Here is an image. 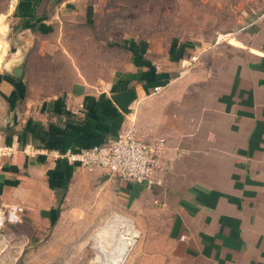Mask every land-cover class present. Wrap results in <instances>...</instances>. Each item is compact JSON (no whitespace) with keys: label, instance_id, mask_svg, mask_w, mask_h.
I'll return each mask as SVG.
<instances>
[{"label":"crops","instance_id":"crops-1","mask_svg":"<svg viewBox=\"0 0 264 264\" xmlns=\"http://www.w3.org/2000/svg\"><path fill=\"white\" fill-rule=\"evenodd\" d=\"M86 1L18 0L3 9L14 52L0 80V142L18 150L0 162V205L25 209L24 226L7 225L5 233L29 225L25 240L44 237L65 207L93 204L151 223L130 264H264V0L245 2L232 42L172 38L155 56L156 43L146 39L147 56L134 55L111 81L82 77L65 95L33 103L23 79L27 49L16 37L47 35ZM42 39L40 54L51 47ZM191 55L197 60L182 71L180 59ZM128 88L136 99L125 114L111 95ZM127 122L144 142L165 140L160 184L147 188L58 158L106 143ZM28 145L36 152H24Z\"/></svg>","mask_w":264,"mask_h":264},{"label":"rangeland","instance_id":"rangeland-1","mask_svg":"<svg viewBox=\"0 0 264 264\" xmlns=\"http://www.w3.org/2000/svg\"><path fill=\"white\" fill-rule=\"evenodd\" d=\"M100 1L101 4L99 0H87L85 7L80 5L73 12L60 15L47 35L16 37L27 49L23 79L29 89L26 96L33 103L65 95L70 85L82 77L92 85L111 81L134 55L144 57L148 49L146 39L156 43L155 56L171 48L167 42L172 38L232 42L235 31L245 22L242 6L250 0ZM8 2L0 0V14L5 12ZM5 20L0 25V80L9 75L8 63L14 52ZM184 24L187 29H181ZM42 38L51 40V47L40 54ZM1 105L9 102L5 100ZM127 221L132 222L137 233L124 262L130 264L134 246L146 238L151 223L147 217L136 221L124 211H100L93 204L65 207L44 237L25 240L21 235L24 231L31 233L29 225L11 237L4 233L6 242L0 241V264H102L98 252L104 249L111 253L126 235ZM23 223L24 218L19 224L24 226Z\"/></svg>","mask_w":264,"mask_h":264},{"label":"built area","instance_id":"built-area-1","mask_svg":"<svg viewBox=\"0 0 264 264\" xmlns=\"http://www.w3.org/2000/svg\"><path fill=\"white\" fill-rule=\"evenodd\" d=\"M17 2L18 0H9L7 11H12ZM4 15L0 14V25ZM196 60V55L180 59L179 65L182 71L190 70ZM164 145L163 138L149 143L139 139L134 124L127 122L117 135L106 143L78 151H64L58 158L76 163L88 172L107 171L121 179L143 183L145 187L151 188L161 183V179L156 178L155 173L160 169V155ZM17 150V146L0 142V162L5 157H11ZM23 151L36 152L31 145L25 146ZM24 210V207L17 202L0 205V241L6 242L3 238L6 226L20 223Z\"/></svg>","mask_w":264,"mask_h":264},{"label":"bare ground","instance_id":"bare-ground-1","mask_svg":"<svg viewBox=\"0 0 264 264\" xmlns=\"http://www.w3.org/2000/svg\"><path fill=\"white\" fill-rule=\"evenodd\" d=\"M127 228L128 230L126 235H124L123 238L119 240L116 247L112 248L111 253H107L106 250L100 249L98 252L99 262L103 261L102 264H124L130 250L134 245L135 237L137 236L132 222L127 221Z\"/></svg>","mask_w":264,"mask_h":264},{"label":"water","instance_id":"water-1","mask_svg":"<svg viewBox=\"0 0 264 264\" xmlns=\"http://www.w3.org/2000/svg\"><path fill=\"white\" fill-rule=\"evenodd\" d=\"M135 99L136 93L133 88H128L111 95V100L113 101V103L117 105L118 108L125 114L129 113L130 105L132 102H134Z\"/></svg>","mask_w":264,"mask_h":264},{"label":"trees","instance_id":"trees-1","mask_svg":"<svg viewBox=\"0 0 264 264\" xmlns=\"http://www.w3.org/2000/svg\"><path fill=\"white\" fill-rule=\"evenodd\" d=\"M19 80V79H18ZM64 152V151H63Z\"/></svg>","mask_w":264,"mask_h":264}]
</instances>
